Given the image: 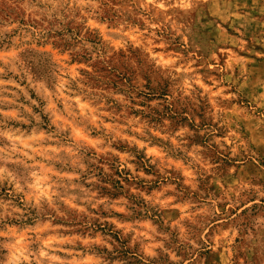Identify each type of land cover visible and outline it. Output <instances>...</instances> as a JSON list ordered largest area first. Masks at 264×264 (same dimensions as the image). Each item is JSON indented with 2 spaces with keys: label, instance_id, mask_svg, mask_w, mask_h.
I'll list each match as a JSON object with an SVG mask.
<instances>
[{
  "label": "rangeland",
  "instance_id": "rangeland-1",
  "mask_svg": "<svg viewBox=\"0 0 264 264\" xmlns=\"http://www.w3.org/2000/svg\"><path fill=\"white\" fill-rule=\"evenodd\" d=\"M0 264H264V0H0Z\"/></svg>",
  "mask_w": 264,
  "mask_h": 264
}]
</instances>
